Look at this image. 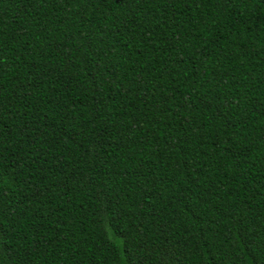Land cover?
I'll use <instances>...</instances> for the list:
<instances>
[{
  "label": "trees",
  "instance_id": "16d2710c",
  "mask_svg": "<svg viewBox=\"0 0 264 264\" xmlns=\"http://www.w3.org/2000/svg\"><path fill=\"white\" fill-rule=\"evenodd\" d=\"M0 264H264V0H0Z\"/></svg>",
  "mask_w": 264,
  "mask_h": 264
}]
</instances>
